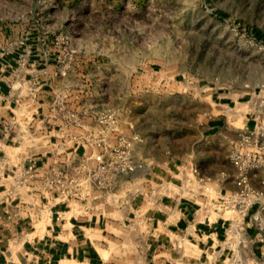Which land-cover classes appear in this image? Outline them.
<instances>
[{
	"label": "crops",
	"instance_id": "0c3cea01",
	"mask_svg": "<svg viewBox=\"0 0 264 264\" xmlns=\"http://www.w3.org/2000/svg\"><path fill=\"white\" fill-rule=\"evenodd\" d=\"M46 42L22 24H0V264H230L231 257L264 264V207L242 215L214 207L218 195L235 189L228 153L238 128L223 118L207 121L196 147L174 166L144 163L138 145L144 166L118 176L113 197L95 200L88 212L10 187L15 169H45L65 149L52 104L63 92L58 49L46 51ZM210 101L222 111L234 103L225 92H212ZM247 111L243 128L252 126ZM192 168L209 179L215 197L178 186V173ZM174 184L176 192H165Z\"/></svg>",
	"mask_w": 264,
	"mask_h": 264
},
{
	"label": "rangeland",
	"instance_id": "374dc122",
	"mask_svg": "<svg viewBox=\"0 0 264 264\" xmlns=\"http://www.w3.org/2000/svg\"><path fill=\"white\" fill-rule=\"evenodd\" d=\"M0 24L58 49L64 108L119 106L146 164H178L212 118L241 128L243 102L264 89V0H0ZM212 92L229 93L231 109L214 106ZM190 172L178 173L179 187Z\"/></svg>",
	"mask_w": 264,
	"mask_h": 264
},
{
	"label": "built area",
	"instance_id": "2783aa9c",
	"mask_svg": "<svg viewBox=\"0 0 264 264\" xmlns=\"http://www.w3.org/2000/svg\"><path fill=\"white\" fill-rule=\"evenodd\" d=\"M56 61L57 74L63 77V61L59 57ZM52 104L60 119L61 143L65 149L57 153L45 169L32 164L15 169L9 179L10 187L24 188L38 193L44 200L51 198L56 203L67 207L76 205L88 212L94 208L95 200L113 197L118 176L144 166L135 157V149L143 139L137 133L127 134L121 129L117 106L104 104L73 111L64 108L58 96ZM246 104L245 115L252 126L238 128L237 138L228 153L234 169L235 189L218 195L214 203L217 210L238 215L253 205L264 207V89L254 90ZM80 148L82 153L78 154ZM190 171L192 177H186L185 191H196L203 196L205 178L194 168ZM230 264L248 263L231 257Z\"/></svg>",
	"mask_w": 264,
	"mask_h": 264
},
{
	"label": "bare ground",
	"instance_id": "6f19581e",
	"mask_svg": "<svg viewBox=\"0 0 264 264\" xmlns=\"http://www.w3.org/2000/svg\"><path fill=\"white\" fill-rule=\"evenodd\" d=\"M244 104H245V107H247V104H246V103H244ZM244 112H245V111H244ZM244 112H243V113H244ZM243 113H242V117H243Z\"/></svg>",
	"mask_w": 264,
	"mask_h": 264
},
{
	"label": "trees",
	"instance_id": "16d2710c",
	"mask_svg": "<svg viewBox=\"0 0 264 264\" xmlns=\"http://www.w3.org/2000/svg\"><path fill=\"white\" fill-rule=\"evenodd\" d=\"M260 38H263L264 39V37H260Z\"/></svg>",
	"mask_w": 264,
	"mask_h": 264
}]
</instances>
